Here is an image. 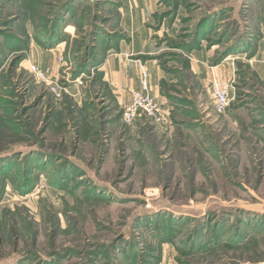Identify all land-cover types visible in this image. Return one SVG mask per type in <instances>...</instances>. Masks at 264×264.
<instances>
[{
	"label": "rangeland",
	"instance_id": "obj_1",
	"mask_svg": "<svg viewBox=\"0 0 264 264\" xmlns=\"http://www.w3.org/2000/svg\"><path fill=\"white\" fill-rule=\"evenodd\" d=\"M131 35L164 127L104 81ZM0 264H264V0H0Z\"/></svg>",
	"mask_w": 264,
	"mask_h": 264
},
{
	"label": "crops",
	"instance_id": "obj_2",
	"mask_svg": "<svg viewBox=\"0 0 264 264\" xmlns=\"http://www.w3.org/2000/svg\"><path fill=\"white\" fill-rule=\"evenodd\" d=\"M139 33L142 40H138V42H144L145 44V40L148 38L146 32L142 31ZM133 35L129 39H122L110 47L101 66V70L104 73V81L107 82L112 90V95L117 104L122 107L130 102L131 90L141 87L145 69L147 70V79L150 75L152 89L157 94L159 93L156 83L163 75L158 68L159 66L153 60L136 58V53L140 49L135 46L136 37ZM43 55L47 65L56 64L53 52L48 50L45 53L43 52ZM151 93L153 92L151 91ZM161 101L163 102V100Z\"/></svg>",
	"mask_w": 264,
	"mask_h": 264
},
{
	"label": "built area",
	"instance_id": "obj_3",
	"mask_svg": "<svg viewBox=\"0 0 264 264\" xmlns=\"http://www.w3.org/2000/svg\"><path fill=\"white\" fill-rule=\"evenodd\" d=\"M32 70L38 80L47 83L60 97V87L50 80L48 70L36 66L32 67ZM208 80L211 86V96L216 112L219 114L225 113L231 104L233 81L231 79L219 78L215 73H212ZM150 89L147 71L144 70L141 87L132 89L130 92V102L125 106L122 114L123 121L131 123L135 119L144 116L153 121L157 126L164 127L168 124L170 121L169 113L164 110L161 102L151 93Z\"/></svg>",
	"mask_w": 264,
	"mask_h": 264
},
{
	"label": "trees",
	"instance_id": "obj_4",
	"mask_svg": "<svg viewBox=\"0 0 264 264\" xmlns=\"http://www.w3.org/2000/svg\"><path fill=\"white\" fill-rule=\"evenodd\" d=\"M207 243V242H206ZM206 243H204V244H206Z\"/></svg>",
	"mask_w": 264,
	"mask_h": 264
}]
</instances>
